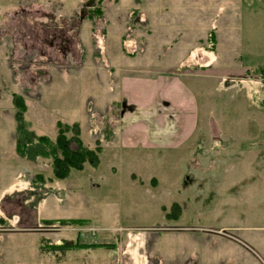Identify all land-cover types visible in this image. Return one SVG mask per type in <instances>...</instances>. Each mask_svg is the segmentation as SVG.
Wrapping results in <instances>:
<instances>
[{"label":"rangeland","instance_id":"374dc122","mask_svg":"<svg viewBox=\"0 0 264 264\" xmlns=\"http://www.w3.org/2000/svg\"><path fill=\"white\" fill-rule=\"evenodd\" d=\"M261 71L264 0H0V264H264ZM13 94L38 135L77 123L98 164L33 186L51 160L15 154ZM147 112L175 144L120 140ZM64 240L81 247H40Z\"/></svg>","mask_w":264,"mask_h":264},{"label":"trees","instance_id":"16d2710c","mask_svg":"<svg viewBox=\"0 0 264 264\" xmlns=\"http://www.w3.org/2000/svg\"><path fill=\"white\" fill-rule=\"evenodd\" d=\"M259 73L264 78V71ZM12 96L14 107L13 119L15 122L13 139L15 154L29 162H35L38 159L51 160L52 177L45 178L41 174H35L30 178L33 186L43 187L53 179H64L73 170L81 171L85 163H88L92 167L98 164V156L101 152L100 146L88 147L83 144L80 128L77 123H58L56 134L53 138L46 135H38L23 118L25 112L24 96L21 94H13ZM178 208L177 203H173L168 212L174 213L173 215L175 216ZM82 222L84 220L81 219L42 220V223L45 225L58 224L60 226L80 224ZM40 247L54 253H65L68 250L77 249L81 246L75 241L64 240L50 245L41 244Z\"/></svg>","mask_w":264,"mask_h":264},{"label":"crops","instance_id":"0c3cea01","mask_svg":"<svg viewBox=\"0 0 264 264\" xmlns=\"http://www.w3.org/2000/svg\"><path fill=\"white\" fill-rule=\"evenodd\" d=\"M178 78L179 77H173L171 79L173 80V82L179 83L180 87L183 88L181 89L182 97L185 98L187 101L190 99V101L192 102L194 100L192 93L190 92L189 89L185 88L183 82L179 81ZM171 79L170 81H172ZM163 98L166 100H169L170 105L171 104L178 105V102L180 100V99H176L173 95H169V93L166 94V96ZM145 115L147 116V121L146 120L143 122L141 121L143 125H137L134 129H130V128L127 129L125 132L122 133L120 140L125 141L126 139H128L129 142H131V138H130L131 135L133 134L132 139H134L135 134H137L138 135L137 140L141 141L142 143L146 145L148 144L149 147H156V146H166L167 147V146H170L171 144H175L172 136L173 135L175 136V133L177 132V128L173 129L172 125H170L169 127H154L153 128L150 126L151 113L147 112ZM155 116H157L156 112H154V117ZM160 117L162 118V115ZM186 118H187V127L184 128L183 133L186 134L185 138L189 139L191 135L193 136L195 134L196 126H197L196 125L197 114L194 108H192L191 114H189Z\"/></svg>","mask_w":264,"mask_h":264}]
</instances>
